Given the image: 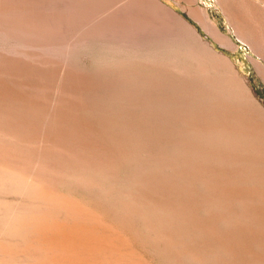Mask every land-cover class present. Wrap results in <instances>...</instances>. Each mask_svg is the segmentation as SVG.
<instances>
[{
  "label": "rangeland",
  "instance_id": "374dc122",
  "mask_svg": "<svg viewBox=\"0 0 264 264\" xmlns=\"http://www.w3.org/2000/svg\"><path fill=\"white\" fill-rule=\"evenodd\" d=\"M98 1L36 5L35 15L26 12L33 20L24 38L0 34V49H41L78 72L99 75L101 82L120 75L115 84L95 86L94 102L83 99L89 105L78 121L99 132L127 130L133 149L145 142L154 148L153 158L168 159L166 165L156 162L160 176L189 178L192 199L195 193L204 199L200 216L206 224L200 233L187 225L185 240L204 246L207 256L186 264H264V0H239L238 12L226 17L229 24L209 0L195 3L199 18L175 0ZM244 3L256 13H246ZM138 158L119 166L117 176L131 175ZM75 189L58 188L76 201L88 198L86 190ZM216 200L218 237L209 227L210 201ZM177 226L172 232L179 234ZM0 238L17 241L7 233ZM133 248L145 255V264H176L161 250Z\"/></svg>",
  "mask_w": 264,
  "mask_h": 264
},
{
  "label": "bare ground",
  "instance_id": "6f19581e",
  "mask_svg": "<svg viewBox=\"0 0 264 264\" xmlns=\"http://www.w3.org/2000/svg\"><path fill=\"white\" fill-rule=\"evenodd\" d=\"M61 2L93 6L99 1L0 0V34L23 39L33 20L26 12ZM251 10L246 13L254 15ZM207 30L218 36L215 29ZM190 32L200 38L194 28ZM61 58L26 46L0 49V197L5 198H0V235L17 239L0 240V264H145L135 244L161 250L176 264L203 262L204 246L185 240L187 225L200 233L206 224L200 216L204 199L198 193L192 199L189 178L160 176L156 162L166 165L168 159L153 158L154 148L145 142L133 149L127 130L100 127L99 132L78 121L89 105L85 100L92 103L98 94L95 86L115 84L120 75L101 82L99 75L78 72ZM133 155L139 157L135 171L117 176ZM62 186L68 192L86 190L88 198L76 201L58 190ZM210 204L209 227L215 235L218 202ZM173 223L179 234L172 232Z\"/></svg>",
  "mask_w": 264,
  "mask_h": 264
},
{
  "label": "crops",
  "instance_id": "0c3cea01",
  "mask_svg": "<svg viewBox=\"0 0 264 264\" xmlns=\"http://www.w3.org/2000/svg\"><path fill=\"white\" fill-rule=\"evenodd\" d=\"M178 1L180 3H184L185 4V11H187L189 14L192 13L193 15H195V17H198L197 11L195 9V3L198 0H175ZM210 1V5H212L214 7L215 12L220 13L222 16H224L225 22H228V19L226 17H229L231 15V13L233 12H238L239 10V0H209ZM209 4L207 5L209 7ZM244 6H246V10L251 8L248 3H244ZM192 18H194L192 15H190ZM195 19V18H194ZM197 20V19H196Z\"/></svg>",
  "mask_w": 264,
  "mask_h": 264
}]
</instances>
